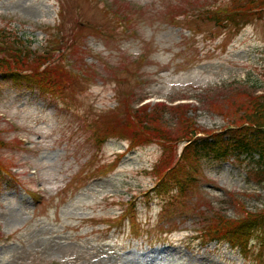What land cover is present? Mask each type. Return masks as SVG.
<instances>
[{
  "label": "rangeland",
  "instance_id": "374dc122",
  "mask_svg": "<svg viewBox=\"0 0 264 264\" xmlns=\"http://www.w3.org/2000/svg\"><path fill=\"white\" fill-rule=\"evenodd\" d=\"M229 2L0 0V40L63 48L79 78L53 93L0 75V264H264L261 232L243 254L201 231L215 213L264 209L257 155L202 158L185 166L196 179L185 193L175 180L159 191L154 167L185 141L132 149L99 133L128 104L152 113L160 101L189 103L199 128L219 131L233 106L264 92V18L239 31L203 19ZM169 111L159 126L181 131Z\"/></svg>",
  "mask_w": 264,
  "mask_h": 264
},
{
  "label": "trees",
  "instance_id": "16d2710c",
  "mask_svg": "<svg viewBox=\"0 0 264 264\" xmlns=\"http://www.w3.org/2000/svg\"><path fill=\"white\" fill-rule=\"evenodd\" d=\"M263 18L264 0H230L229 4H219L203 15L205 20L223 27H234L237 31L252 19ZM11 44L15 46H8L7 42L0 40L1 76L14 79L23 77L53 93L64 91L79 81L73 71L61 62L55 49L34 51L20 38H15ZM131 105H127L126 116L119 117L111 113L102 120V126L99 127V133L105 137L102 143L112 137H123L130 141L131 148H135L161 140L164 147L170 149L178 141L186 142L179 158L166 150L155 166L153 173L159 191H164L175 180L179 190L185 193L188 184L196 182L194 177L190 179L192 175L185 172V166L205 157L228 159L231 156L258 155L259 162L253 167V173L259 176L258 183H264V94H251L233 106V113L228 115L231 123L216 132L199 128L196 121L187 116L188 106L171 108L172 113L178 115L182 129L165 132L159 126L158 114L169 111L166 105H155L152 113L148 112L149 106L133 108ZM2 145L3 141L0 140ZM201 231L206 242H227L247 254L256 232L264 236V209L247 211L237 219L215 213Z\"/></svg>",
  "mask_w": 264,
  "mask_h": 264
}]
</instances>
